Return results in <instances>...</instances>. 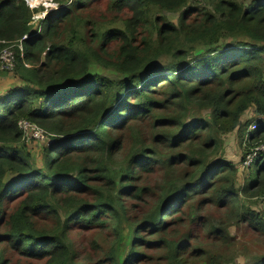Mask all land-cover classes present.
Segmentation results:
<instances>
[{"label":"trees","instance_id":"obj_1","mask_svg":"<svg viewBox=\"0 0 264 264\" xmlns=\"http://www.w3.org/2000/svg\"><path fill=\"white\" fill-rule=\"evenodd\" d=\"M55 2L37 33L44 8L0 0V56L13 47L18 78L0 96V264H24L9 251L27 264H81L71 235L92 228L113 233L107 264H236L175 227L214 205L264 237V151L246 163L264 143V0H109L114 20L89 14L100 0ZM247 113L259 119L243 125ZM21 120L52 135L41 158L17 148ZM155 167L165 173L158 204L130 208L123 198L140 200L141 173ZM200 226L228 244L227 227Z\"/></svg>","mask_w":264,"mask_h":264},{"label":"rangeland","instance_id":"obj_2","mask_svg":"<svg viewBox=\"0 0 264 264\" xmlns=\"http://www.w3.org/2000/svg\"><path fill=\"white\" fill-rule=\"evenodd\" d=\"M35 4L31 9H39L40 7L45 9V13H38L34 16V21H32L31 27L40 33L41 27L39 25V21L45 20L46 16L54 11L59 10L60 5L55 2V0H32ZM53 1V2H52ZM95 1V0H94ZM95 3V2H94ZM194 2L193 4H195ZM70 3H67L69 5ZM110 3L109 0H100L99 5L92 9L89 12L95 18L100 17L101 15L105 16L107 19H116V13L110 11ZM30 7V6H29ZM159 14L160 16L166 18L170 22L175 24L178 23L181 14H171L167 12L160 13L155 11L154 14ZM105 24L110 25H118V23H110L108 21H104ZM150 31H152V27H150ZM5 50L0 56V96L5 95L8 91L15 88V85L18 84V78L15 77V52L8 49L9 52ZM205 49H200L199 53L205 52ZM11 52V53H10ZM15 62V66L13 65ZM255 119H259L253 113H247L243 118V125L250 121H254ZM26 121L27 120H21ZM257 121V120H256ZM29 122V121H28ZM31 123V122H30ZM252 123L251 129L254 130L255 127ZM39 127L37 124H33ZM34 127V126H33ZM41 129V128H40ZM29 130H23L24 132V139L22 140L21 144L17 146L18 149L24 152H29L35 158L37 154L39 155L38 158H41L42 151L41 148L43 147V143L51 144L50 137L52 135L46 134L42 139L31 140L33 138V134L29 133ZM127 138L129 137L128 134L126 135ZM128 150L131 147V142L128 138L127 144ZM126 151V148H124ZM44 150V149H43ZM264 151V143L260 146H254L251 148L250 153L246 157V163L251 164L252 160L258 156L259 153ZM121 152L119 151V156ZM165 154H168L165 152ZM242 151L239 147V141L235 144L230 157L238 159V160H231L233 163L237 164L238 167L242 170V175L239 177L242 180L246 178L247 172L244 171L243 165L241 164L242 159ZM166 156V155H165ZM164 156V157H165ZM222 161L229 162L230 160L227 156L220 157ZM245 164V165H247ZM172 171L176 176H180L184 169V165H172ZM155 171L152 174L146 175L144 173L141 177V182H138L139 187L146 188L143 195L141 196L140 200H130L129 198H123L125 204H127L130 208H140L141 205L145 204L149 209L155 207L161 197L162 194V186L165 180V173L160 169V167H155ZM244 171V172H243ZM189 175L184 177V179H188ZM183 179V177H182ZM11 180V179H9ZM204 197H199L198 202L202 201ZM247 201L248 207L256 208L257 205L263 203L262 199L259 200H249L244 199ZM197 202V203H198ZM6 204V203H5ZM5 206V205H4ZM8 210L7 214L9 215L12 211L16 210V205H7L5 206ZM227 210V209H226ZM226 210L223 208H218L214 205H204L200 208V216L201 221L192 227L190 218L188 220H183V224L178 225L175 228H178L180 231L179 237L185 235L186 232L190 231L189 233H193L196 235L195 244L200 246L201 248H206L208 251H212L213 253H229L235 255V263L236 264H252L255 262L257 258L264 257V237L260 235L256 230L249 228L244 225H238L234 223H229L226 218ZM0 221L5 222V218H1ZM205 225L207 222L213 223L215 226H223L229 229L228 235L229 238L226 240L228 244L222 245L216 238H211L201 229V224ZM233 225V226H232ZM230 227V228H229ZM3 232V229H0V233ZM230 233V234H229ZM71 239L75 242V247L77 251L80 252V261L81 264H107L105 253L109 251L111 245L114 242L113 233L110 231L101 230V229H86L83 231H75L71 235ZM179 238H176L178 241ZM8 239H6L3 244H7ZM189 242V248L192 247V244ZM230 242V243H229ZM7 257L13 258L14 260L27 264L28 260L22 257L19 251H9L7 253ZM194 264H202L199 260H196Z\"/></svg>","mask_w":264,"mask_h":264},{"label":"built area","instance_id":"obj_3","mask_svg":"<svg viewBox=\"0 0 264 264\" xmlns=\"http://www.w3.org/2000/svg\"><path fill=\"white\" fill-rule=\"evenodd\" d=\"M27 1V4L30 6V8H32L33 6H35L34 2L32 0H26ZM53 2V1H52ZM27 39V37L25 38ZM12 48H8V49H11L12 51ZM8 49H6L7 51L6 52H9ZM20 49L22 50V46H20ZM11 53V52H10ZM15 66V62L13 64ZM34 123H30V122H26V121H20L19 122V128L20 130L22 131L23 133V139H24V132L23 130H29V133H31V135L33 134V138L31 140H37V139H42L45 135V131L43 129H40V127H37L35 125H33ZM34 126V127H33ZM47 134V133H46Z\"/></svg>","mask_w":264,"mask_h":264}]
</instances>
